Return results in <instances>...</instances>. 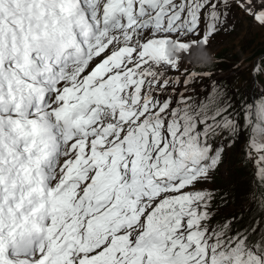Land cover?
I'll list each match as a JSON object with an SVG mask.
<instances>
[{"label": "snow or ice", "instance_id": "1", "mask_svg": "<svg viewBox=\"0 0 264 264\" xmlns=\"http://www.w3.org/2000/svg\"><path fill=\"white\" fill-rule=\"evenodd\" d=\"M236 10L264 29V0H0V264H264V213L198 187L225 133L264 182V90L170 75Z\"/></svg>", "mask_w": 264, "mask_h": 264}, {"label": "rangeland", "instance_id": "2", "mask_svg": "<svg viewBox=\"0 0 264 264\" xmlns=\"http://www.w3.org/2000/svg\"><path fill=\"white\" fill-rule=\"evenodd\" d=\"M229 21L231 24L229 31H222L212 36L207 47L200 45L193 48L190 55L184 56L180 71L172 72L170 75L173 78L179 76L183 80L185 69H187V73H198L199 75L195 79L190 80L189 84L195 86L193 89L194 94H191H203L214 87H223L227 90V94L230 92L229 97L238 103H243L249 98L254 100L256 98L255 92L256 95H259L263 90L261 83L256 78L260 74L253 76V63L261 61V59L262 61L264 60V51H262V48H264V29L258 27L250 17L244 16L239 10H236L229 17ZM220 55H223V57L219 58ZM208 60L213 61L215 64L218 61L219 65L214 69H210L207 66L213 63L210 65L205 63ZM245 73H247L248 77L241 84L244 96L242 100H239V97L235 94L236 90L230 89V85L236 77L245 76ZM177 87L182 88L183 85H178ZM233 93L235 94L234 96ZM222 135L227 143V149L223 153L222 160L217 168L211 172L209 180L202 185H198V187L211 190L225 185L224 183L228 176L225 167L232 165V161H248L252 167V173L256 175L257 165L255 157L246 155L249 151L246 147L247 132L236 137L228 136L227 133ZM235 138H237L236 142L231 145L232 140ZM230 151H232V157L229 159ZM213 193L214 200L212 205H215V202H218L220 198H217L218 190ZM222 207L219 205L216 210H221ZM215 217L216 214H214Z\"/></svg>", "mask_w": 264, "mask_h": 264}, {"label": "trees", "instance_id": "3", "mask_svg": "<svg viewBox=\"0 0 264 264\" xmlns=\"http://www.w3.org/2000/svg\"><path fill=\"white\" fill-rule=\"evenodd\" d=\"M262 51H264V48H262ZM221 57H223V55H220L219 58ZM263 61L261 59V62ZM205 63L210 65L213 61L208 60ZM212 65L207 67L210 69L216 68L219 65L218 61H216V64L213 63ZM245 74V76L241 75L236 77L230 85V89L236 90L235 94L239 97V100H242L244 96L241 84L246 77H248L247 73ZM229 94L230 92L228 95ZM240 119H243L242 115ZM236 139L237 138L232 140L231 145L235 143ZM231 157L232 151H230L228 155L229 159ZM231 164L232 165L225 167V171L228 173L224 183L225 185L221 187L214 186L216 188L211 189L213 192L218 190L217 198H220L218 202H215V205H212L213 212L216 214L215 220L219 221L235 216L242 223H249L254 220L259 221L261 219V214L264 213V208L261 207V194L264 193V182H261L257 176L252 173L253 170L248 161H232ZM219 205L223 207L221 210L217 211L216 209Z\"/></svg>", "mask_w": 264, "mask_h": 264}, {"label": "bare ground", "instance_id": "4", "mask_svg": "<svg viewBox=\"0 0 264 264\" xmlns=\"http://www.w3.org/2000/svg\"><path fill=\"white\" fill-rule=\"evenodd\" d=\"M236 142V141H235ZM242 150V149H241ZM243 153V152H242ZM233 181V180H232ZM233 186V185H232Z\"/></svg>", "mask_w": 264, "mask_h": 264}]
</instances>
